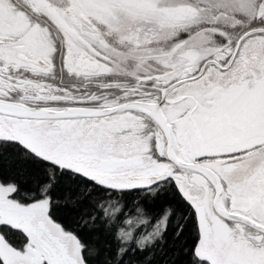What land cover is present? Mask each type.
<instances>
[{"label":"snow or ice","instance_id":"1","mask_svg":"<svg viewBox=\"0 0 264 264\" xmlns=\"http://www.w3.org/2000/svg\"><path fill=\"white\" fill-rule=\"evenodd\" d=\"M181 253L264 264V0H0V264Z\"/></svg>","mask_w":264,"mask_h":264},{"label":"trees","instance_id":"2","mask_svg":"<svg viewBox=\"0 0 264 264\" xmlns=\"http://www.w3.org/2000/svg\"><path fill=\"white\" fill-rule=\"evenodd\" d=\"M5 172L8 175H12V174L15 173V169L14 168H6ZM171 243H172L171 237H169V244H171ZM174 251H175V249L168 248L169 255H171V253L174 252ZM161 259H163V258H161ZM185 261H186V256L183 253H181V254H179L178 256L175 257L176 264H185Z\"/></svg>","mask_w":264,"mask_h":264}]
</instances>
